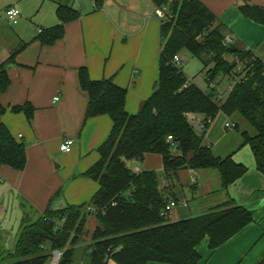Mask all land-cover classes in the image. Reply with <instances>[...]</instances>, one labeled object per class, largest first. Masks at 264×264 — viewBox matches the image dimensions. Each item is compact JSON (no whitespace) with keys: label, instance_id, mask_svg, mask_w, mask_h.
Segmentation results:
<instances>
[{"label":"trees","instance_id":"1","mask_svg":"<svg viewBox=\"0 0 264 264\" xmlns=\"http://www.w3.org/2000/svg\"><path fill=\"white\" fill-rule=\"evenodd\" d=\"M156 9H164L160 23L161 51L157 87L137 114L125 110L126 90L111 79L90 80L86 69L78 70V85L87 96L85 120L108 116L112 128L98 147V161L83 176L96 182L98 190L88 203L61 210L47 208L39 218L22 226L13 248L16 261L10 264H49L59 252L57 264H74L76 246L87 235V218L96 220L90 243L79 253L86 264H201L197 247L204 238L212 253L253 222V213L232 200L208 213L169 222L161 212L169 199L175 198L170 182L179 170H216L221 190L239 180L247 168L231 156L213 154L204 133L219 113L230 117L238 113L255 130L242 132L241 146H249L255 169L264 176V64L252 52L224 44L225 29L198 0H150ZM242 12L250 20L264 25V8L254 6ZM59 24L41 30L36 41L51 46L63 37L64 26L79 18L66 4H57ZM26 45L0 61V95L9 86L7 66ZM202 63L201 73L210 86L217 76L234 82L221 101L188 82L173 57L181 52ZM228 57L236 58L234 63ZM240 63L244 77L233 74ZM240 76V75H238ZM34 108L25 103L10 108L31 120ZM5 109L0 105V118ZM197 116L195 121L191 118ZM147 155H158L166 182L159 186L154 171L135 173L133 166ZM26 165L25 146L11 136L0 121V168L21 172ZM91 207L93 212H85ZM264 263V256L258 264Z\"/></svg>","mask_w":264,"mask_h":264},{"label":"crops","instance_id":"2","mask_svg":"<svg viewBox=\"0 0 264 264\" xmlns=\"http://www.w3.org/2000/svg\"><path fill=\"white\" fill-rule=\"evenodd\" d=\"M198 1L223 24L232 44L252 52L264 64V25L250 20L242 12L254 6L264 8V0ZM21 2L14 0L12 6L20 13L17 25L22 29L5 43V50L0 53L3 62L21 45H26L8 64L10 83L0 95V105L5 109L0 121L16 142L24 144L26 154L23 171L0 168V228L5 230L25 215L34 222L47 208L61 210L89 202L98 190V184L83 174L98 161L97 149L108 137L112 121L106 115L85 120L87 96L79 88L78 70L86 69L92 81L111 79L117 87L125 89V110L135 115L157 87L161 51L162 19L156 16L157 9L150 0ZM64 2L79 13V18L64 26L61 40L51 46H41L35 40L39 30L59 24L57 4ZM32 19L35 22L28 23L27 20ZM182 53L184 51L178 55L180 62ZM54 97L58 98L56 102ZM25 103L35 110L31 120L23 113L10 112L11 107ZM237 128L234 124V129ZM225 129L230 130L226 124ZM207 130L204 140L212 150L206 138ZM240 137L237 150L226 156H216H231L235 163L244 165L247 172L227 190L220 187L211 190L208 186L207 192L199 198L204 209L199 216L232 200L253 213V222L212 253L205 247L200 248L199 244L201 264H258L264 256V176L256 171L251 150L250 153L239 151L247 147L241 146V134ZM64 139L73 140L68 154L59 150ZM200 171L188 170L189 177H198ZM174 180V184H179L177 173ZM165 185L164 180L160 188ZM196 185H191L193 191ZM171 190L175 194L174 189ZM10 209L13 220L6 223L4 216ZM188 218L194 217L182 220ZM86 225L87 235L75 247L78 260L79 253L90 243L97 223L95 220L91 230H87Z\"/></svg>","mask_w":264,"mask_h":264},{"label":"rangeland","instance_id":"3","mask_svg":"<svg viewBox=\"0 0 264 264\" xmlns=\"http://www.w3.org/2000/svg\"><path fill=\"white\" fill-rule=\"evenodd\" d=\"M21 1V3H24L23 1L29 0ZM96 1L98 3L100 0ZM13 4L14 0H0V53L5 50V43L11 41L17 34L16 32L22 29V26L10 25L7 21L6 11L8 8H15L14 6H12ZM63 4H65V2ZM36 9H38V6L36 7ZM27 21L28 23L35 22L33 21V19L32 21ZM228 60L229 62L234 63V61H236V58L228 57ZM179 65L181 67L183 75L188 82H191L193 85H195L208 95H220L221 98L219 100L221 101H223L227 97L234 82L238 81V78L232 80L228 77L217 76L213 79L212 84H210L209 86L205 80L206 71L202 73L200 72L202 70V63L198 59L190 56V54L185 51L181 54V62L179 63ZM233 74L236 77H244L245 73L243 65L238 63L237 67H235L233 71ZM225 124H237L238 128L237 130L234 128L226 130ZM244 131H246L251 136L255 134V130L238 113H234L230 117L226 116L223 113H219L209 125L206 138L211 143L212 151L215 156L217 154H220L219 156H226L230 152H234L238 149V146L241 143L240 134ZM243 150L249 151L250 153V149L248 146L243 147L239 151ZM134 165L142 168V170L154 171L157 174L159 186L161 184L163 185L164 178L162 174V161L160 156L148 155L145 157V160L142 163H136ZM177 175L179 176L180 180L179 184H174L175 180L173 179L170 182V184H172L171 188L175 191L174 195L176 199L180 200L184 198L186 200L188 208H184L182 206L173 208L166 216L169 222H176L177 220H182L184 217H196L202 214L204 212V209L200 204L201 202L199 198L204 195L208 186H210L211 190H214L215 188L218 189L220 187L219 175L216 170H201L199 176L196 177L195 183L197 185L194 191L193 189H191L188 170H179L177 172ZM11 210L12 209H10L4 216L6 223L8 220H13L14 215H11ZM83 211L87 212V208ZM26 216L30 218L29 215H25L21 221H19L16 225L12 226L8 230L3 229L2 227L0 228V264H10L16 261L13 256H10L14 253V251L13 249H9V241L11 238H14L15 246L17 239L21 233V228L23 226L22 222L26 219ZM94 224V218L92 216H89L86 229L91 230ZM81 240L83 241V238H81ZM207 245V238H204L200 243V248L205 247L206 249H208ZM53 262L54 258L52 257L49 264H53ZM74 264H81L78 260V257L75 259Z\"/></svg>","mask_w":264,"mask_h":264},{"label":"built area","instance_id":"4","mask_svg":"<svg viewBox=\"0 0 264 264\" xmlns=\"http://www.w3.org/2000/svg\"><path fill=\"white\" fill-rule=\"evenodd\" d=\"M155 14L156 16L159 18V19H163L164 18V9H157L155 11ZM6 15H7V21L10 25H17L19 19H20V13L17 9L15 8H8L7 11H6ZM41 32V30H39V33ZM224 44H228V43H231V40L229 39V37H225L224 41H223ZM173 63H175L176 65H178L180 63V58L178 55L174 56L173 57ZM218 99L221 98L220 95L217 96ZM58 100L57 97H54L53 98V101L56 102ZM193 121H195V126L197 127V129H202L201 128V124L199 125L198 122L199 120H196L194 117L191 118ZM226 128L227 129H232L234 128V124H226ZM72 145H73V140L72 139H64L60 146H59V150L62 152V153H65V154H68L70 153L71 151V148H72ZM133 171L135 173H140V170L139 168L135 167L133 168ZM195 181H196V178L194 175H191L190 176V183L191 185H195ZM177 206H182L184 208L187 207V202L184 200V199H176V198H173V199H169L167 204L165 205V207L163 208L162 212H161V215L162 216H167V214L175 207ZM87 212H93V209L91 207H88L87 208ZM55 253V252H54ZM54 253H53V256H54ZM59 256H60V253H59Z\"/></svg>","mask_w":264,"mask_h":264},{"label":"water","instance_id":"5","mask_svg":"<svg viewBox=\"0 0 264 264\" xmlns=\"http://www.w3.org/2000/svg\"><path fill=\"white\" fill-rule=\"evenodd\" d=\"M30 220L31 219L28 216H26V219L22 222V225H25V224L29 223ZM14 243H15V239L11 238L10 241H9V249L10 250H12L14 248ZM53 258H54L53 264H57V261H58V258H59V252H55Z\"/></svg>","mask_w":264,"mask_h":264}]
</instances>
